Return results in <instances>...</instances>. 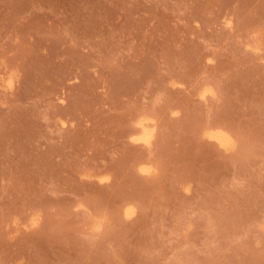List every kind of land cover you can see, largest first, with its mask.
<instances>
[{"label":"rangeland","instance_id":"374dc122","mask_svg":"<svg viewBox=\"0 0 264 264\" xmlns=\"http://www.w3.org/2000/svg\"><path fill=\"white\" fill-rule=\"evenodd\" d=\"M0 264H264V0H0Z\"/></svg>","mask_w":264,"mask_h":264},{"label":"bare ground","instance_id":"6f19581e","mask_svg":"<svg viewBox=\"0 0 264 264\" xmlns=\"http://www.w3.org/2000/svg\"><path fill=\"white\" fill-rule=\"evenodd\" d=\"M138 128L140 130L139 134L133 135L132 136V141L133 142H142L147 145H150L152 142V138L154 137V130L150 128L148 124V118L142 117L138 123ZM208 131V130H207ZM212 139L217 141L221 146L224 147H229L231 145V139L229 135L222 129L217 128V129H212L207 133ZM235 146V145H234ZM232 148V147H231ZM227 149V148H226ZM141 167V166H140ZM139 167V168H140ZM139 170L145 173H150L151 167L148 166H142ZM135 210H132L131 208L127 209L126 215L130 216L133 214Z\"/></svg>","mask_w":264,"mask_h":264}]
</instances>
